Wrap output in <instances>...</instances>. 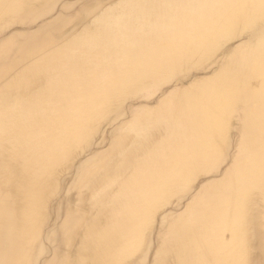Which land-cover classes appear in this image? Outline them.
Here are the masks:
<instances>
[{"label":"bare ground","instance_id":"bare-ground-1","mask_svg":"<svg viewBox=\"0 0 264 264\" xmlns=\"http://www.w3.org/2000/svg\"><path fill=\"white\" fill-rule=\"evenodd\" d=\"M0 264H264V0H0Z\"/></svg>","mask_w":264,"mask_h":264},{"label":"rangeland","instance_id":"rangeland-1","mask_svg":"<svg viewBox=\"0 0 264 264\" xmlns=\"http://www.w3.org/2000/svg\"><path fill=\"white\" fill-rule=\"evenodd\" d=\"M20 29H22V28H20ZM14 30H16L15 28H13L12 30H11V32H13ZM22 30H25V28H23ZM13 36V35H12ZM26 37H23V38H21V39H18L19 41H23L24 39H25ZM226 50L225 49H222L221 50V52L220 51H218V52H216V54H214L213 56H211V58H209V59H207V60H205V61H203L202 63H201V66H203V65H205V66H212L211 67V71L209 72V73H207L208 75H212V74H214V73H216L220 68H221V66L223 65V61H220V59H221V57L222 56H226L227 55V52H225ZM6 52V51H5ZM17 53V52H16ZM10 54H11V56H13L15 53H12V52H10ZM13 54V55H12ZM6 66H9V67H11L12 66V64L10 63H7L6 64ZM200 71V70H199ZM197 69H192V71H191V76H190V80H189V82L188 83H183L182 85H178L177 84V86L175 87V88H181V87H184V86H186V85H189V84H191L194 80H196V79H199V78H201V77H204V74H202L201 73V71L199 72ZM195 74H196V76H195ZM174 82H177V78H175L174 79ZM168 91H170V90H164V91H162V90H159V91H157L156 93H157V97L158 98H161V97H164L165 95H166V93L168 92ZM140 99H133V100H130L129 102H127V105L128 106H132V104H141V103H143V102H141V101H139ZM197 190V189H196ZM196 190H191L190 191V195L193 193H195L196 192ZM192 194V195H193Z\"/></svg>","mask_w":264,"mask_h":264}]
</instances>
